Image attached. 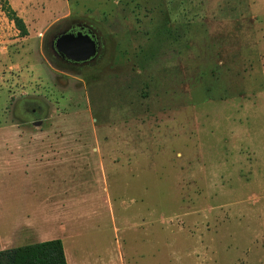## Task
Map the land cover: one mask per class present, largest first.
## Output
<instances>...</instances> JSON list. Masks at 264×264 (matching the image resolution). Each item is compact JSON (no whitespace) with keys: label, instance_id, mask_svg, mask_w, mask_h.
<instances>
[{"label":"rangeland","instance_id":"1","mask_svg":"<svg viewBox=\"0 0 264 264\" xmlns=\"http://www.w3.org/2000/svg\"><path fill=\"white\" fill-rule=\"evenodd\" d=\"M8 1L0 243L17 217L10 247L60 238L68 264H264V0ZM71 19L86 65L50 49Z\"/></svg>","mask_w":264,"mask_h":264},{"label":"trees","instance_id":"2","mask_svg":"<svg viewBox=\"0 0 264 264\" xmlns=\"http://www.w3.org/2000/svg\"><path fill=\"white\" fill-rule=\"evenodd\" d=\"M0 2L20 35H27L24 21L10 6L9 1L0 0ZM0 264H67V261L62 240L53 238L0 249Z\"/></svg>","mask_w":264,"mask_h":264},{"label":"water","instance_id":"3","mask_svg":"<svg viewBox=\"0 0 264 264\" xmlns=\"http://www.w3.org/2000/svg\"><path fill=\"white\" fill-rule=\"evenodd\" d=\"M56 48L72 61H87L95 56L97 46L89 35L63 33L56 40Z\"/></svg>","mask_w":264,"mask_h":264},{"label":"flooded vegetation","instance_id":"4","mask_svg":"<svg viewBox=\"0 0 264 264\" xmlns=\"http://www.w3.org/2000/svg\"><path fill=\"white\" fill-rule=\"evenodd\" d=\"M78 32L83 34V35H89L95 41L96 46H97V51H96L95 56L92 57L91 59H88L87 61H78V62L72 61V60L68 59L65 54L58 51V49L56 48V40L61 34H63V33L77 34ZM50 49L57 58H59L61 61H63L66 64L80 65V66L86 65V64L94 61L99 55V52H100V36H99L98 32L95 30V28H93L92 26H90L86 22H83L82 20H79V19H71V20H69L68 24L65 27H63L61 30L55 32L51 36V38H50Z\"/></svg>","mask_w":264,"mask_h":264},{"label":"crops","instance_id":"5","mask_svg":"<svg viewBox=\"0 0 264 264\" xmlns=\"http://www.w3.org/2000/svg\"><path fill=\"white\" fill-rule=\"evenodd\" d=\"M17 161H12V163L11 162H7L6 160H4V162H3V165L4 166H8L9 164H12V167L13 166H16V169H17V171L20 169L19 167H18V163H16ZM24 168H25V170H27V169H30L29 167H27V166H24ZM23 171H24V173H25V170L24 169H22ZM1 213L3 214V213H5V210L4 209H1ZM29 217V215L27 214V218ZM31 219V218H30ZM35 227V224L34 223H32L31 222V224L29 225V224H24V223H20V221L18 220V218L17 217H15V220L13 221V223L10 225V237H7V238H9V239H4V240H1V243H0V249H4V248H8V247H10L11 245H9V242L11 243V242H14V241H16L18 238H17V236H18V234H19V231L20 230H24V231H27V230H29V229H32V228H34ZM13 238V240H11ZM11 240V241H10ZM37 242V241H36ZM32 243V242H31ZM68 264V263H67Z\"/></svg>","mask_w":264,"mask_h":264}]
</instances>
